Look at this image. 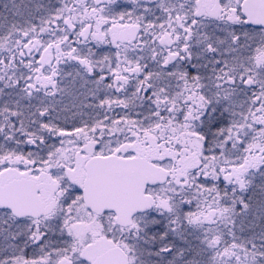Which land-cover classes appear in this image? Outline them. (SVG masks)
Instances as JSON below:
<instances>
[{
  "label": "snow or ice",
  "instance_id": "6c2138e0",
  "mask_svg": "<svg viewBox=\"0 0 264 264\" xmlns=\"http://www.w3.org/2000/svg\"><path fill=\"white\" fill-rule=\"evenodd\" d=\"M0 264H264V0H0Z\"/></svg>",
  "mask_w": 264,
  "mask_h": 264
}]
</instances>
